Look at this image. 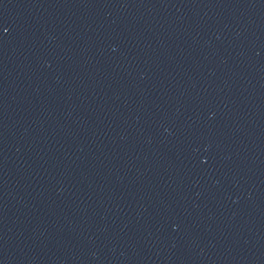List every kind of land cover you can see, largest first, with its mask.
Here are the masks:
<instances>
[{"label":"water","instance_id":"obj_1","mask_svg":"<svg viewBox=\"0 0 264 264\" xmlns=\"http://www.w3.org/2000/svg\"><path fill=\"white\" fill-rule=\"evenodd\" d=\"M0 264H264V0H0Z\"/></svg>","mask_w":264,"mask_h":264}]
</instances>
